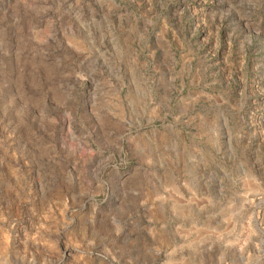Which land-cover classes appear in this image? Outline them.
<instances>
[{
  "label": "rangeland",
  "instance_id": "obj_1",
  "mask_svg": "<svg viewBox=\"0 0 264 264\" xmlns=\"http://www.w3.org/2000/svg\"><path fill=\"white\" fill-rule=\"evenodd\" d=\"M0 264H264V0H0Z\"/></svg>",
  "mask_w": 264,
  "mask_h": 264
}]
</instances>
